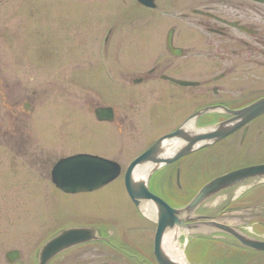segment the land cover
<instances>
[{"label": "rangeland", "instance_id": "obj_1", "mask_svg": "<svg viewBox=\"0 0 264 264\" xmlns=\"http://www.w3.org/2000/svg\"><path fill=\"white\" fill-rule=\"evenodd\" d=\"M204 1L157 0L159 11H151L139 9L132 0H0L2 72L12 79L11 82L18 81L22 88L34 92L31 100L25 101L31 106L23 122L25 128L20 126V133L13 140L7 123L2 130L0 264H36L38 253L47 240L63 228L85 224L98 227L104 240L91 244L89 251L85 248L82 260L94 257L99 261L96 264H103L115 258L118 264H142L125 255L115 254L107 245L108 241L121 238L119 246L126 252H131L128 247L135 248L141 254L143 264L145 261L155 264L153 240L156 221L143 213L142 206L137 209L134 205L125 190L124 174L135 157L164 135L165 130L146 129L148 123L139 115L147 102L140 104L136 99H130L141 94L142 87L128 90L129 87L118 81V74L125 66L120 65L124 62L146 61L137 38L143 32L155 31L159 35L161 53H164L163 43L173 26L179 31H194L196 39L203 36L202 28L189 24L181 15L192 17L191 10L201 8ZM111 4H114L113 12L108 8ZM109 30L112 32V47L107 60L103 53V40ZM47 37L50 43H46ZM204 37L207 38L206 35ZM194 44L203 47L206 43L201 40ZM45 45H49L50 53L45 51ZM111 62L114 63L115 79L108 85L105 71ZM220 71L211 65L206 71L196 69L190 78L194 81L208 80ZM81 74L86 78L82 83L78 82ZM5 81V78L0 81L2 88ZM212 85L214 83L208 86ZM192 90L194 95H199L207 89ZM212 97L210 93L208 100H213ZM93 99L115 106L121 115L127 113L138 130L112 129L111 125L96 122L86 104ZM4 104L3 121H10L12 108ZM259 125L263 130L256 134L257 139L252 146L251 141H246L241 150L239 133L198 151L184 162L190 168L179 180L176 179L178 192L171 194L154 187V179L152 192L172 207L182 208L216 177L264 160V117L256 119L252 127L256 130ZM13 141L26 144L19 147L16 157L5 146L7 143L10 146ZM28 150L36 151L44 161H48L46 174L61 157L86 152L119 161L122 175L100 191L64 195L48 178L37 174L36 167L24 156ZM243 150L247 151L246 155L241 153ZM169 166L155 175L156 181L170 172ZM199 215L264 239V180L247 182L223 192L207 201L192 217ZM168 232L177 235L176 241L186 260L185 250L195 236H214L228 245H235L227 236L205 227L199 231L176 228ZM233 247L231 251H241ZM15 250L21 253V258L9 263L6 254ZM241 254H246V264H264V253L246 250ZM187 263L206 264V261Z\"/></svg>", "mask_w": 264, "mask_h": 264}, {"label": "flooded vegetation", "instance_id": "obj_2", "mask_svg": "<svg viewBox=\"0 0 264 264\" xmlns=\"http://www.w3.org/2000/svg\"><path fill=\"white\" fill-rule=\"evenodd\" d=\"M132 1L139 9L159 11L157 0H153V8L143 6L135 0ZM108 8L113 12L114 4H111ZM191 13L192 17L188 14H182L181 18L187 20L191 25H197L202 28L203 36H199L196 39L194 31H179L173 26V30H170L173 31L171 38L173 51L169 49V31L163 43L164 53H161L158 48L159 35L155 31L140 32L142 34L137 38H139V45L142 47L143 57H145L146 61L138 63L132 60L120 64L125 66L120 68L121 71L118 74L120 78H118V81L122 82L124 86L129 87L128 90L142 87V93L137 95V97L131 96L130 99H136L140 104L141 102L143 104L147 102L142 114L139 115L140 119L142 118V120L147 121L148 125L145 126L147 130H165L164 135H166L177 131L181 127L189 128L190 120L195 115L202 113L208 108H218V110L199 115L195 123L197 127L211 126L218 123L215 120L217 117L225 119L232 117V115L226 112V109L231 111L240 110L264 98V0H205L201 8H194L191 10ZM205 35L207 36L206 39ZM111 37L112 32L109 30L108 35L103 40V48L105 49L103 53L106 54L107 60L110 56L109 49L112 47V45L110 46ZM49 39L47 37L46 43H50ZM201 40L206 43L205 46L200 47L194 44ZM89 42L91 45L92 41L90 40ZM49 45H45V51L48 53H50ZM211 65L221 70L212 79L194 81L190 78L195 74L196 69H200V72L206 71L209 70ZM113 66L114 63L111 62L108 63L109 68L106 67L105 78L108 85L114 82L115 79ZM200 72L199 74H201ZM3 78L6 81L3 88L0 86V148L3 146L2 130L6 123L8 124L6 127L12 131V140L15 138V135H19L20 126L25 128L23 122L31 110L30 104L25 101L31 100V96L34 95V92H31L29 89L22 88L18 81L13 83L11 82L12 79L3 74L2 59L0 57V81ZM85 79L81 74L78 77V82L82 83ZM172 79L197 82L198 86L195 89L203 88L207 90L201 91L203 94L194 95L191 87L180 86L173 82ZM101 81L105 82L103 78ZM211 83H214V85L208 86ZM210 93L213 94V100H208ZM88 102H86L88 111L94 116L96 122L111 125L112 129L117 127L118 129L130 130L131 132L138 130V126L133 123V118H130L127 113H122L121 115L115 106L104 104L100 99H93ZM3 103H6L4 104L6 107L12 108L13 115L10 121H3ZM94 105L96 107L92 109ZM101 108H113L112 122H101L98 120L96 112ZM253 123L249 124L248 128H243L238 132V134L240 133L239 144L241 150L246 141L248 143L251 141L252 146L257 139L256 134L258 135L263 130L262 125H259L255 130L252 127ZM139 127L141 126L139 125ZM253 133L255 134L254 136L251 135ZM155 142L151 143L142 153L148 150ZM30 143L32 142H27V144ZM23 145L26 146L25 143H18L17 141L11 142L10 146L8 143L5 144L15 157L18 155L17 150ZM83 153L90 154L86 152L75 154ZM241 153H245L246 155L247 151L243 150ZM24 156L28 157L29 162L36 167L37 174L43 175L44 179L48 178L59 193L68 195L57 189L52 183L53 169L65 157H61L53 163L49 174H46L48 161H44L36 151L28 150ZM96 156L103 157L100 155ZM187 159L184 158L170 166V172L162 177V181L158 183V186L169 191L171 194L178 192L175 181L189 170L190 165L184 164ZM116 162L119 163V161ZM259 164H264V160L258 161L253 165ZM151 182L152 180L150 181V188ZM75 227L94 229L98 232L99 237L96 241L76 246L63 252L51 260L49 264H96V262H99L98 260H94L96 259L94 257H89L86 260L81 259L86 254L85 248L89 251L91 244L103 242L104 238L101 236L99 228L93 224L76 225L67 228ZM67 228H63L62 230ZM60 231L54 236L58 235ZM117 239L107 242V245L115 254L125 255L131 261L143 264V260L141 261L140 259L141 254L135 248L128 247V250H131V252H126L124 247L119 246L118 242L121 241V238ZM245 258L246 254L240 255L238 257V264H246ZM103 264H118V261L114 258L112 261L107 260ZM145 264L150 263L145 261ZM155 264H158L156 259Z\"/></svg>", "mask_w": 264, "mask_h": 264}, {"label": "water", "instance_id": "obj_3", "mask_svg": "<svg viewBox=\"0 0 264 264\" xmlns=\"http://www.w3.org/2000/svg\"><path fill=\"white\" fill-rule=\"evenodd\" d=\"M138 1L147 7L154 6L153 0ZM172 35L173 31L169 34V48L173 51L171 44ZM176 82L182 86L197 85V83L192 82ZM208 111L209 109H206L203 113ZM226 112L232 115V117L213 127H193V130L181 127L177 131L160 138L151 148L136 158L125 173L126 190L134 204L139 207L142 203H152L156 207L157 229L154 240V255L158 264H178L170 259L163 247L166 233L176 228L186 231H199L204 229V227L210 228L232 237L242 247L257 252H264V240L251 237L239 229L215 221L193 222L194 220L205 219V217H192L202 205L220 193L246 181L264 178V165L238 169L213 179L183 208L172 207L162 198L153 194L148 187L152 173L160 167L172 164L200 149L221 142L246 127L252 121L263 116L264 98L243 109L236 111L226 110ZM201 114L198 113L190 121L196 120ZM97 117L100 121H112L113 109H99L97 111ZM178 142H182L184 145L174 155H166V147ZM70 162H77L78 166H73ZM149 164H153L155 167L149 174L147 180H137L134 177L136 169ZM120 174L121 168L115 162L89 155H79L61 161L54 172L53 181L59 189L67 193L93 192L108 185L117 179ZM97 239V231L91 228L75 227L65 229L41 247L38 255V264H49L51 260L63 252ZM20 256L19 251H11L6 255L8 261L11 263L19 260Z\"/></svg>", "mask_w": 264, "mask_h": 264}, {"label": "bare ground", "instance_id": "obj_4", "mask_svg": "<svg viewBox=\"0 0 264 264\" xmlns=\"http://www.w3.org/2000/svg\"><path fill=\"white\" fill-rule=\"evenodd\" d=\"M193 130V126L189 127ZM184 143L178 142L174 144H170L165 149V154L168 156L174 155L178 149L183 146ZM155 165L149 164L146 166H140L136 169L134 173V177L137 180H147L149 174L152 172ZM248 167H252V165H248ZM162 170V169H161ZM143 213L151 220L157 221V210L156 207L152 203H145L142 205ZM177 235L174 232H167L164 237V251L165 253L172 259L174 262L178 264H188L183 253V250L179 247L177 243Z\"/></svg>", "mask_w": 264, "mask_h": 264}, {"label": "trees", "instance_id": "obj_5", "mask_svg": "<svg viewBox=\"0 0 264 264\" xmlns=\"http://www.w3.org/2000/svg\"><path fill=\"white\" fill-rule=\"evenodd\" d=\"M186 254L188 260L194 263L206 261V264H238V258L228 250V247L211 238L197 237L193 239L188 245ZM215 255H217L216 258Z\"/></svg>", "mask_w": 264, "mask_h": 264}, {"label": "snow or ice", "instance_id": "obj_6", "mask_svg": "<svg viewBox=\"0 0 264 264\" xmlns=\"http://www.w3.org/2000/svg\"><path fill=\"white\" fill-rule=\"evenodd\" d=\"M73 166H78L77 162H70Z\"/></svg>", "mask_w": 264, "mask_h": 264}]
</instances>
